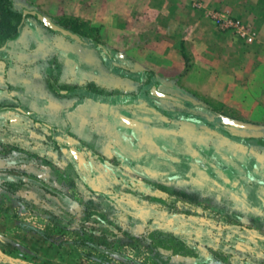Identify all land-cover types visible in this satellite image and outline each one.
Returning a JSON list of instances; mask_svg holds the SVG:
<instances>
[{"label": "crops", "instance_id": "1", "mask_svg": "<svg viewBox=\"0 0 264 264\" xmlns=\"http://www.w3.org/2000/svg\"><path fill=\"white\" fill-rule=\"evenodd\" d=\"M13 2L58 23L60 18L85 22L97 31L93 40L126 57L122 66L183 94L178 103L187 109L174 111L152 101L157 97L151 94L114 98L116 79L140 80L133 73L118 74L119 62L28 15L17 37L0 51V115L18 113L56 129L71 152L93 153L106 169L115 165L118 183L131 180L146 201L159 199L160 187L179 205L196 206L187 211L185 204H174L166 214L170 219L189 217L214 237L247 232L264 240V141L259 137L264 132L249 137L213 119L222 112L264 124V62H249L248 44L219 32L199 11L187 18L186 0ZM207 2L228 9L242 0ZM181 47L190 57L188 67Z\"/></svg>", "mask_w": 264, "mask_h": 264}, {"label": "rangeland", "instance_id": "2", "mask_svg": "<svg viewBox=\"0 0 264 264\" xmlns=\"http://www.w3.org/2000/svg\"><path fill=\"white\" fill-rule=\"evenodd\" d=\"M186 3L187 18H194L199 11L209 22L213 21L211 11H218L243 21L254 32L253 42L246 43L230 33L248 44L249 62L253 63L255 58L264 62L261 52L264 49V0H242L240 5L228 9L211 6L207 0H186ZM213 23L216 26L215 21ZM83 30L86 36L97 39V31L91 26L85 25ZM114 54L124 63L126 57L118 55L117 51ZM121 62L117 66L118 74L133 73L134 79L140 81L136 84L116 79L111 92L114 98L149 96L148 90L157 80L141 79L140 73L131 71L128 65L122 66ZM158 81L160 91L185 99L183 94L174 93L173 88L162 86ZM102 89L106 92L102 90V94L108 96L107 89ZM152 101L174 111L187 109L178 102L157 98ZM221 114L215 113L213 119L219 127H225ZM0 117V169L36 177L20 175L17 178L22 177L27 184L19 185L12 184L10 176L0 175V264H264L263 236L222 232L214 237L208 227L193 223L189 217L170 219L166 214L173 212L176 209L173 205L178 202L162 193L160 187L159 199L146 201L138 186L128 179L123 184L118 183L112 174L116 175L115 165L106 169L93 153L75 148L71 152L64 135L57 131L50 133L45 125L18 113H1ZM260 125L264 129V124ZM227 127L243 131L249 137L258 135L255 131ZM37 128L44 130L39 134L35 132ZM259 137L264 141L263 136ZM105 169L111 172L108 178H104ZM5 182L17 190L7 191L3 188ZM27 185L42 191H31ZM43 187L55 190L56 194ZM115 194L123 195L124 199L117 200ZM183 202L178 206H184ZM185 205L187 211L196 208L192 204ZM202 217L207 225L212 223L208 217ZM162 238L186 243L196 256L168 252L171 256L167 258L155 246Z\"/></svg>", "mask_w": 264, "mask_h": 264}, {"label": "trees", "instance_id": "3", "mask_svg": "<svg viewBox=\"0 0 264 264\" xmlns=\"http://www.w3.org/2000/svg\"><path fill=\"white\" fill-rule=\"evenodd\" d=\"M22 20H23V15L22 11L17 9L14 5L13 0H0V47L3 46L7 41L14 39L17 37L19 34V31L22 26ZM61 25L70 28L71 30L75 32H79L83 35H87L82 28L87 25L85 22L79 21L77 19H63V21L59 22ZM93 28V27H92ZM94 29V28H93ZM96 30V29H94ZM182 55L186 61L187 67L189 66V61L190 57L186 53L185 49L181 47ZM262 131L264 129L262 128ZM0 175L2 176H10L11 180L10 182L12 184H23L26 183L25 180L21 178H17L18 176H25V177H30V178H35L33 175H28L24 172H14V171H9L7 169H0ZM17 175V176H16ZM15 177V178H14ZM3 183V188H5L7 191L10 192H15L17 189L16 187H12L10 185H5ZM47 192H50L52 194L54 193L53 190L50 188L43 187ZM62 198V197H61ZM63 201V200H61ZM158 247V250L165 256L170 257L172 254H177V255H182V256H188V257H193L196 256V253L193 251L191 247H189L186 243L180 242V241H175L170 240V239H160L155 243ZM172 253H170V251ZM169 254L171 255H168Z\"/></svg>", "mask_w": 264, "mask_h": 264}, {"label": "water", "instance_id": "4", "mask_svg": "<svg viewBox=\"0 0 264 264\" xmlns=\"http://www.w3.org/2000/svg\"><path fill=\"white\" fill-rule=\"evenodd\" d=\"M21 11H22V15H23L22 23H23L26 16H28V15L34 16L39 21H41L46 27L51 29L53 32L59 33L65 37L71 38L75 41H78L80 43H83L85 45H88V46H91V47L97 49L103 59L113 61V62H119V63L121 62L120 59L117 57V55L112 53L111 50H109L107 47H105L99 41H95L89 37L83 36L82 34L69 29L68 27L62 26L61 24L54 21L50 17L43 15L41 12H39L36 9L23 8ZM4 47H5V45L0 48V51L3 50ZM148 75L150 77H153L151 73H148ZM158 87H159V83H158V81H155L151 85L148 92L151 95H153V96H155L161 100H169V101H173V102H183L182 99H180L179 97H177L173 94L160 91ZM2 108H4V107H2ZM1 110H3V109H1V107H0V111ZM16 110H20V108H16ZM220 119L224 125L230 126V127L236 128V129L249 130V131H261L262 130V126L260 124L250 122V121H246V120H242V119H238V118H234V117H231V116H228L225 114H221ZM44 125L47 127H50L49 125H47L45 123H44ZM183 259L189 260L187 257H183Z\"/></svg>", "mask_w": 264, "mask_h": 264}, {"label": "built area", "instance_id": "5", "mask_svg": "<svg viewBox=\"0 0 264 264\" xmlns=\"http://www.w3.org/2000/svg\"><path fill=\"white\" fill-rule=\"evenodd\" d=\"M210 15L221 32H233L246 43L253 42L254 32L240 19L218 11H211Z\"/></svg>", "mask_w": 264, "mask_h": 264}, {"label": "flooded vegetation", "instance_id": "6", "mask_svg": "<svg viewBox=\"0 0 264 264\" xmlns=\"http://www.w3.org/2000/svg\"><path fill=\"white\" fill-rule=\"evenodd\" d=\"M35 121L38 122V124L43 125V124H42V121H40V120H36V119H35ZM45 127H47V126H45ZM48 129H49L50 131H53V132L56 131V129L51 128V127H48ZM3 177H4V176H3ZM5 177H6V176H5ZM5 177H4V178H5ZM128 181H130V183L133 184V182H132L131 180L128 179Z\"/></svg>", "mask_w": 264, "mask_h": 264}, {"label": "bare ground", "instance_id": "7", "mask_svg": "<svg viewBox=\"0 0 264 264\" xmlns=\"http://www.w3.org/2000/svg\"><path fill=\"white\" fill-rule=\"evenodd\" d=\"M236 129V128H235ZM264 132V131H263Z\"/></svg>", "mask_w": 264, "mask_h": 264}]
</instances>
